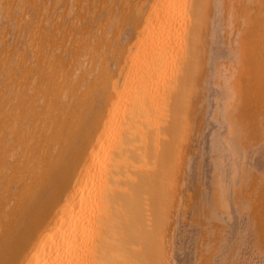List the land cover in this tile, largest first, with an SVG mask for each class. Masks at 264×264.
<instances>
[{"label":"bare ground","instance_id":"bare-ground-1","mask_svg":"<svg viewBox=\"0 0 264 264\" xmlns=\"http://www.w3.org/2000/svg\"><path fill=\"white\" fill-rule=\"evenodd\" d=\"M255 171L264 0H0V264H263Z\"/></svg>","mask_w":264,"mask_h":264},{"label":"rangeland","instance_id":"rangeland-1","mask_svg":"<svg viewBox=\"0 0 264 264\" xmlns=\"http://www.w3.org/2000/svg\"><path fill=\"white\" fill-rule=\"evenodd\" d=\"M246 184H247L246 188H238L237 189L238 198L242 199L244 205L263 203L260 201H262L264 199V171L252 172L250 174L249 178L246 179ZM252 200H254V203L251 204ZM262 211H264V210H262ZM255 223H256V221H255ZM205 238L208 239V236H205ZM210 241H211V237H210ZM263 253H264V251H263Z\"/></svg>","mask_w":264,"mask_h":264}]
</instances>
